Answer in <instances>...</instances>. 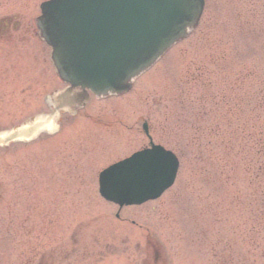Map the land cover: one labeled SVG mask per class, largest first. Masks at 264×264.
<instances>
[{
  "label": "rangeland",
  "instance_id": "1",
  "mask_svg": "<svg viewBox=\"0 0 264 264\" xmlns=\"http://www.w3.org/2000/svg\"><path fill=\"white\" fill-rule=\"evenodd\" d=\"M43 1L0 0V18L24 22ZM261 29L264 0H206L197 29L129 92L93 98L60 133L0 148V264H264ZM4 72L0 132L45 107V93L27 107V92L8 82L15 73ZM50 73L49 90L62 86ZM145 121L180 168L163 196L120 208L100 195L99 173L149 144ZM70 180L79 197L60 195ZM182 192L187 209L172 212ZM40 203L59 207L42 217ZM64 204L78 206L65 213Z\"/></svg>",
  "mask_w": 264,
  "mask_h": 264
},
{
  "label": "water",
  "instance_id": "2",
  "mask_svg": "<svg viewBox=\"0 0 264 264\" xmlns=\"http://www.w3.org/2000/svg\"><path fill=\"white\" fill-rule=\"evenodd\" d=\"M204 0H50L40 26L61 76L98 95L122 93L199 21ZM103 83V84H102ZM63 94H71L74 88ZM29 126L0 135V145L27 137ZM176 156L160 146L102 173L101 193L121 205L157 196L173 183Z\"/></svg>",
  "mask_w": 264,
  "mask_h": 264
},
{
  "label": "bare ground",
  "instance_id": "3",
  "mask_svg": "<svg viewBox=\"0 0 264 264\" xmlns=\"http://www.w3.org/2000/svg\"><path fill=\"white\" fill-rule=\"evenodd\" d=\"M238 12V11H237ZM245 12V11H244ZM243 12V13H244ZM241 15V17H245V13L244 14H240ZM243 18H240V19H238V22H239V26H240V28H242L243 29V31H241V33H240V36H238V41H236L237 43L240 41V39H241V37H242V34H243V32H244V30H245V28H244V24H243V22H244V20H243ZM247 19V18H246ZM241 29V30H242ZM262 30V29H261ZM263 31V30H262ZM264 32V31H263ZM76 182H74V181H72V180H70V181H68L67 182V185H68V187H67V190H65V193L64 194H60V195H62L63 197H67L68 199H70L71 197H79V191H80V189H74V188H72L73 187V184H75ZM77 184V183H76ZM71 187V188H70ZM76 187H78V186H76ZM73 189L74 190H76L75 192L73 191ZM70 192H72V193H70ZM70 198H69V197ZM184 196H185V192H182L181 193V196H179L177 199H176V203H174L173 204V208H172V212H176V213H183L184 211H186V207H184V201H183V199H184ZM62 197V198H63ZM80 197H81V195H80ZM34 198H36V196H34ZM18 199H20V196L18 195ZM36 204H37V202H35ZM95 203H96V206H95ZM38 205V204H37ZM93 205V207H96V208H98L97 210H99L100 211V209H103V208H105V206H106V204L105 203H101L100 201H98V200H96V201H94V203L92 204ZM62 206V208L64 209V211H65V213L68 211L69 213L71 212H74V208L76 207V206H78V205H76V204H72V205H61ZM55 207H59V206H57V205H52V206H50L49 204H46V203H40V208H41V210H42V212H44L41 216L42 217H44L45 215H47V214H49L50 212H52L54 209H55ZM79 207H82V208H88L87 206H79ZM78 207V211H80V208ZM93 207H89V209L90 210H92L91 208H93ZM177 219V218H176ZM176 221V220H175ZM167 229H171L170 227H167Z\"/></svg>",
  "mask_w": 264,
  "mask_h": 264
},
{
  "label": "flooded vegetation",
  "instance_id": "4",
  "mask_svg": "<svg viewBox=\"0 0 264 264\" xmlns=\"http://www.w3.org/2000/svg\"><path fill=\"white\" fill-rule=\"evenodd\" d=\"M0 30L4 31L6 35H8L10 33L9 27H7V28L0 27ZM14 31L16 32L15 36L19 40L25 41L34 34V27H33L32 23L25 22V23L20 24ZM0 34H2V33H0ZM3 36H5V35H0V37H3Z\"/></svg>",
  "mask_w": 264,
  "mask_h": 264
}]
</instances>
